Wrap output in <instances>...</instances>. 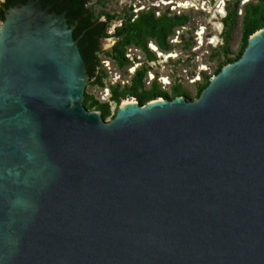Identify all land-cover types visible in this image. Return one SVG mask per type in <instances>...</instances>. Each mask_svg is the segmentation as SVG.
I'll use <instances>...</instances> for the list:
<instances>
[{
	"label": "water",
	"instance_id": "95a60500",
	"mask_svg": "<svg viewBox=\"0 0 264 264\" xmlns=\"http://www.w3.org/2000/svg\"><path fill=\"white\" fill-rule=\"evenodd\" d=\"M92 0H0V264H264V28L196 100L83 105Z\"/></svg>",
	"mask_w": 264,
	"mask_h": 264
},
{
	"label": "rangeland",
	"instance_id": "374dc122",
	"mask_svg": "<svg viewBox=\"0 0 264 264\" xmlns=\"http://www.w3.org/2000/svg\"><path fill=\"white\" fill-rule=\"evenodd\" d=\"M237 0H94L87 5L93 18L107 22V15L113 17L108 28V34L113 32L121 20L129 14L151 10L155 16L161 13L172 15L185 14L188 23L175 30L169 38L172 50L167 54L155 53L156 60L149 62L143 53L133 46L126 48L125 56L130 64L118 67L107 51L115 44L113 38H103L101 51L97 53L99 66L97 74H104L102 86L95 80H89L85 85V94L92 95L98 103H108L110 115L104 120L109 122L119 106L124 101L137 102L134 97L121 99L118 103L111 101L110 87L130 85L135 69L146 67V77L143 86L147 90L153 81L159 89L173 99L176 93L187 100H196L199 86L202 83L201 74L210 79L217 68L234 59L241 49V32L243 27L244 6L256 5L260 0H238L237 16L231 25L230 21L223 23L228 10L233 8ZM1 27V21H0ZM231 27L230 34H227ZM148 43V47H150ZM162 54V55H161ZM161 55V56H159ZM179 97V96H178ZM160 99V98H159ZM94 111V110H91Z\"/></svg>",
	"mask_w": 264,
	"mask_h": 264
},
{
	"label": "trees",
	"instance_id": "16d2710c",
	"mask_svg": "<svg viewBox=\"0 0 264 264\" xmlns=\"http://www.w3.org/2000/svg\"><path fill=\"white\" fill-rule=\"evenodd\" d=\"M94 1V0H92ZM239 5V1H235L233 8L228 10L227 15L223 18V23H227L230 21L231 25L234 24L235 18L237 16V8ZM88 17L91 20H98V18H93L92 14L87 9ZM106 21L104 22L106 25V29L101 33V41L103 38H113L115 39L114 46L107 51L110 59L116 63L118 67H125L130 64L128 58L125 56L126 48L129 46H133L136 49H139L145 59L149 62H153L156 60L155 53L148 47V43H152L156 46L157 50L160 53L167 54L172 50V45L169 43V38L174 34V31L185 26L188 23V17L185 14H172L161 13L158 16H155L154 12L151 10L148 11H140L136 14H129L127 17L121 20V25L114 28V31L108 34V28L110 26V22H112L113 17L106 16ZM264 28V0H260L256 5L247 4L244 6V15H243V27L241 32V49L239 53L236 55L234 59H226L224 64H221L214 73V76L217 75L222 67L230 64L236 60H238L246 45L249 37L254 34L256 31ZM231 27L229 28L227 34H230ZM149 44V45H150ZM101 51L98 50L95 54L97 58V53ZM99 63V61H98ZM146 67H140L135 69L131 80L130 85H124L118 91L119 86L110 87L111 90V101L118 103L121 99H125L127 97H134L137 103L142 106L146 103L162 98L166 100H172L167 94L161 91L156 84L155 81L151 83L149 89H145L143 86V80L146 77L147 72ZM104 74L101 73L99 76L97 73L92 78L96 81V84L102 86V78ZM202 83L199 86L198 93L196 99L199 97L201 91L208 85L210 81V77L205 73L201 74ZM91 79V80H92ZM182 97L176 93V97ZM174 97V98H176ZM173 98V99H174ZM187 99V98H185ZM84 107L91 111H97L100 113L101 118L105 120L110 115L109 104L108 103H98L92 95L85 94V98L83 100ZM114 115L112 116V118Z\"/></svg>",
	"mask_w": 264,
	"mask_h": 264
},
{
	"label": "bare ground",
	"instance_id": "6f19581e",
	"mask_svg": "<svg viewBox=\"0 0 264 264\" xmlns=\"http://www.w3.org/2000/svg\"><path fill=\"white\" fill-rule=\"evenodd\" d=\"M150 49L156 53H159V51L157 50L156 46L154 44H150ZM160 54V53H159ZM162 55V54H161ZM159 55V56H161ZM127 104H134L133 101H124L122 104H121V107L124 106V105H127Z\"/></svg>",
	"mask_w": 264,
	"mask_h": 264
},
{
	"label": "built area",
	"instance_id": "2783aa9c",
	"mask_svg": "<svg viewBox=\"0 0 264 264\" xmlns=\"http://www.w3.org/2000/svg\"><path fill=\"white\" fill-rule=\"evenodd\" d=\"M121 25V23H118V25L117 26H120ZM113 31H114V27H113Z\"/></svg>",
	"mask_w": 264,
	"mask_h": 264
}]
</instances>
